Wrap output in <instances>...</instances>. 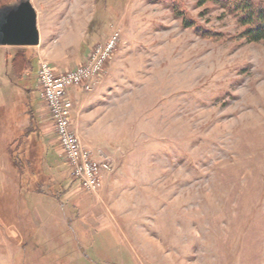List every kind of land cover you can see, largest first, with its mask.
Segmentation results:
<instances>
[{"label": "rangeland", "instance_id": "obj_1", "mask_svg": "<svg viewBox=\"0 0 264 264\" xmlns=\"http://www.w3.org/2000/svg\"><path fill=\"white\" fill-rule=\"evenodd\" d=\"M85 2L75 27L57 31L67 47L0 45V264H264V38L242 35L215 0ZM116 30L94 87L74 85L92 92L107 78L97 143L112 167L89 191L63 154L38 70L86 63ZM27 120L31 136L18 129ZM40 133L60 162L55 178L37 161ZM25 162L34 188L59 198L64 222L50 232L61 237L40 238L32 207L45 195L16 186ZM69 213L82 214L74 233Z\"/></svg>", "mask_w": 264, "mask_h": 264}, {"label": "crops", "instance_id": "obj_2", "mask_svg": "<svg viewBox=\"0 0 264 264\" xmlns=\"http://www.w3.org/2000/svg\"><path fill=\"white\" fill-rule=\"evenodd\" d=\"M34 7L37 10V19H38V27L40 30V43L38 44V46H32V47H40V53H43L41 50H44V46H46L48 41H45L46 39L49 40L51 43L49 45L48 43V47H67L68 44H65L62 39L63 37H67V36H60L58 37L57 35V31L59 29L60 26L62 25H66L67 23L72 24L71 25H67L69 26V28H73V26L75 27V25H73V23L75 24V22L80 21V18H82V16L84 17V10H89L90 8V3L89 2H85L84 0H31ZM89 5V6H88ZM64 14H67V16L64 17V19H62V16ZM70 14H73L74 17L72 18L70 16ZM67 17H69V19H66ZM88 21V19H87ZM67 22V23H66ZM66 26V28H67ZM56 32V33H55ZM85 35L83 34L80 38L79 42L83 41V37ZM53 38V39H52ZM13 46H27L30 47L29 45H13ZM38 51L39 49L36 48ZM35 51V50H34ZM81 60H83L81 58ZM80 60V61H81ZM38 70V69H37ZM37 70H36V78H37ZM106 75L104 77H102L98 87L92 91V92H86L85 90H83V88L81 86H74L69 88V95L73 101V108H72V113H71V117H72V124H73V128L76 130V132L78 133L82 143L87 146L90 147L91 149L94 150L97 158H101L102 154H106L109 155L101 146H99V144L97 143V141L99 140V135H102V133L104 132V125H103V121H102V112L104 111V107H102L103 104V100L102 97H104L105 95H107L108 93V87L105 86L106 83ZM29 90H33L32 87L29 86L28 88ZM36 92L34 91V94ZM40 93V91H39ZM33 94V95H34ZM36 95V94H35ZM99 116H101V119H99ZM33 120V119H32ZM31 125V121L27 120V121H22L20 124H18V129L19 132H23L24 136H31L32 133H29ZM17 127V126H16ZM17 129V128H16ZM27 132V133H26ZM39 145H40V150L41 152L37 153V161L40 158L41 161H43V168L45 170L46 173L50 172L51 176L53 175V171H57V168H59V164L60 162L54 161L53 159L51 160L53 153H52V147L50 145L49 140L47 139V137L43 134L40 133L39 135ZM54 150V148H53ZM54 152V151H53ZM110 156V155H109ZM49 161H51L52 164L49 165ZM30 162V161H29ZM2 165V164H0ZM25 166L27 167V169L29 168L28 163L25 162ZM50 167V168H49ZM51 170V171H49ZM7 170L3 169L0 166V173L7 175L6 172ZM11 171V170H10ZM31 169L29 168V171L24 172L23 171V179L22 181L20 180L19 185L16 184L17 182L14 180L13 183L16 184L17 188L19 190H24L26 192H28L30 195H34V191H38L37 188H34L33 184L30 181L31 176L34 178L36 174H31ZM108 172H106L104 174V178L103 181L106 177ZM38 175V174H37ZM10 176V175H9ZM55 178V175H53ZM11 177V176H10ZM56 184L55 187L53 188L54 191H56L55 193L57 194H62L61 192L58 193V191H60V185ZM48 189L49 184L48 182H45V185L43 188ZM57 187V188H56ZM21 188V189H20ZM41 190V189H39ZM39 194H43L45 195V200H39L37 203L40 204V206L36 207L35 205L32 207L33 209H36V214L41 213V217L39 220H42V222H44L45 224V228L47 229V231L43 232L42 235L40 236V238H58L61 237L58 232L57 233H51L50 231H60V227L59 224L64 220L62 219L61 221V216H59V208L61 205L58 204L59 202V198H53L49 193H46V191H38ZM56 194V196H57ZM27 200V198H26ZM34 202V199L32 200ZM25 203V202H24ZM62 204L63 201L61 202ZM26 204V203H25ZM28 205V204H27ZM26 205V206H27ZM41 208V210H39ZM22 209V207L18 206V210ZM24 209V207H23ZM29 209V208H28ZM30 211V209H29ZM58 214L57 218L59 219L58 221L54 220L52 222V218L54 217L53 214ZM86 213V212H84ZM70 215H73L71 213H69L68 215H64L65 219L68 220V223L70 225V227H72V231L73 233L77 231V225L78 223H76L77 221H79L81 218L82 214H78V215H73L71 217V219H68V217H70ZM91 220V219H90ZM89 221V220H87ZM62 222V223H63ZM81 221H79L80 223ZM86 222V221H84ZM76 223V224H75ZM49 224L50 227H49ZM73 224L75 225L73 227ZM63 227V226H62ZM82 227V225L80 226ZM83 227H90L89 223H84ZM61 232V231H60ZM59 232V233H60ZM58 234V235H57ZM74 237V234H71ZM79 237V236H78Z\"/></svg>", "mask_w": 264, "mask_h": 264}, {"label": "built area", "instance_id": "obj_3", "mask_svg": "<svg viewBox=\"0 0 264 264\" xmlns=\"http://www.w3.org/2000/svg\"><path fill=\"white\" fill-rule=\"evenodd\" d=\"M119 39L120 33L116 30L107 40L93 48L86 63L72 69L57 72L47 60H43L38 70L42 95L49 107L63 154L71 165L73 176L80 180L82 188L89 191L101 188L104 174L112 166L106 154L97 158L94 150L82 143L73 128V101L68 91L74 85H82L86 90L94 87L103 65L111 57Z\"/></svg>", "mask_w": 264, "mask_h": 264}, {"label": "water", "instance_id": "obj_4", "mask_svg": "<svg viewBox=\"0 0 264 264\" xmlns=\"http://www.w3.org/2000/svg\"><path fill=\"white\" fill-rule=\"evenodd\" d=\"M37 10L31 0H16L0 6V45L40 43Z\"/></svg>", "mask_w": 264, "mask_h": 264}, {"label": "trees", "instance_id": "obj_5", "mask_svg": "<svg viewBox=\"0 0 264 264\" xmlns=\"http://www.w3.org/2000/svg\"><path fill=\"white\" fill-rule=\"evenodd\" d=\"M16 0H0V6ZM223 8H230L237 15L239 23L244 26L242 35L249 40L264 38V1L263 0H215ZM187 25L192 22L185 19ZM193 25V24H192ZM27 133V132H26Z\"/></svg>", "mask_w": 264, "mask_h": 264}]
</instances>
